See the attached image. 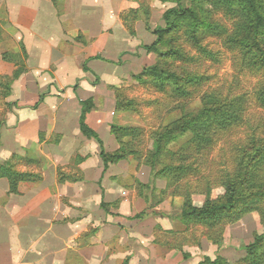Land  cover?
Instances as JSON below:
<instances>
[{"label": "crops", "instance_id": "1", "mask_svg": "<svg viewBox=\"0 0 264 264\" xmlns=\"http://www.w3.org/2000/svg\"><path fill=\"white\" fill-rule=\"evenodd\" d=\"M130 4L0 0V36H8L16 52L22 44L27 54L26 71L4 100L12 106L0 129V164L12 155L28 157L37 164L18 171L41 177L21 183L18 194H9L0 178V264H198L190 231L181 233V223L161 213L162 205L149 211L139 195L137 184H149V168L137 165L136 171L133 161L123 160L103 172L98 144L79 132V102L91 98L95 104L99 87L92 76L103 83L113 71L111 63L92 58L106 52L101 58L114 65L109 52L126 50L131 39L119 15ZM139 24L135 33L143 37ZM3 49L0 76L9 67ZM78 57L90 72L74 68ZM77 81L74 90L70 85ZM104 106L93 108L86 123L106 150L109 127L98 126ZM154 181L156 190L165 189V181Z\"/></svg>", "mask_w": 264, "mask_h": 264}, {"label": "rangeland", "instance_id": "2", "mask_svg": "<svg viewBox=\"0 0 264 264\" xmlns=\"http://www.w3.org/2000/svg\"><path fill=\"white\" fill-rule=\"evenodd\" d=\"M204 1V9L211 13L208 22L220 25L225 32L230 33L233 25L231 18L225 15L222 10H214L209 5V0ZM177 5L182 10H188L192 7L191 0H131V4L126 11L119 15L127 37L131 40L127 43L128 39L126 38V45L124 46L126 50L124 52H109L114 56L112 57L114 65H110L113 71H109L104 76L105 82L101 83L98 78L92 76V79L96 81L94 83L99 85L96 88L95 104L93 101L94 110L96 108L101 111L102 106L105 105L104 107H106L103 111L106 116L102 121L99 120V125L98 121L95 120V116H92V120L99 127H109L112 141H106L105 151L110 154L119 148V143L110 133L111 126L137 130L133 137L127 136L120 139L124 145L130 144L128 151H133L134 154L125 160L133 161L137 171L139 163L143 162L145 157L149 156V153L154 152L153 133L160 127L168 126L172 121L180 119L184 112H196L200 107L199 99L202 94L215 90L222 97L231 94L247 95V109L243 115L241 125L231 131L225 140L216 142L215 146L205 148L204 153L206 155L203 158L198 155L192 163V170L187 173V176L181 182L171 186L170 190L164 195H160L159 191L155 189V181H152V179L149 180V189H139L146 197L145 203L148 205L149 211L162 205L161 213L169 214L168 216L173 221L177 220L181 223L180 214L183 198L173 196L172 193L185 195L186 191H189L194 206L201 207L205 200L204 189L206 184L215 183L213 180L214 175H219L225 169V165L229 167L230 163L232 164L233 151L246 144L252 135L260 139L264 138V110L259 108L252 93L256 83L262 79L261 73L245 70L241 65L239 54L224 43V38L207 36L206 34L195 43L187 38L185 28H181L170 31L166 35L165 42L159 46V55L147 53L142 48L145 45H151L155 40V37L146 31L144 23H148L151 31L157 27L163 28L165 26L161 19L163 13L176 8ZM137 22L140 23L139 30L143 31V37H138L135 33ZM79 40H81V36L77 37V41ZM78 43L81 44V42ZM0 47L4 48L2 53L17 55L18 57L5 61L6 64H9V67H5L2 72L8 75H1L2 81L5 82L19 69L25 68L26 71L27 54L24 53L25 49L22 44L17 46L18 52H16L10 38L0 36ZM170 50L177 51V54H170ZM86 53L84 54L86 55ZM207 53H211L213 57L209 58ZM76 54L79 55L80 53L77 52ZM107 55L104 52L97 53L96 56ZM81 59L79 57L74 58V68L76 70L82 68L84 64ZM157 64H160L159 67L164 72L173 73L179 78L203 77L205 83L196 88V93L190 101H181V99L170 94L168 88L164 92L155 89L151 84L152 79L142 74L145 69L152 68ZM76 84H78V81L70 87ZM64 90L65 92H71L70 89L65 88ZM2 92L3 90L0 88V94ZM116 99L122 106H119L120 109L118 110L116 109ZM4 100L0 95V122L5 121L7 111L12 106H9L11 103H5ZM189 139L190 134L187 133L169 145L168 150L172 151L174 157L169 158L168 155L164 157V162H176L180 157L184 144ZM183 152L184 157H189L190 154L193 155L190 150L186 152L183 150ZM135 155H138L137 157L141 159L134 157ZM222 193L221 188L214 186L211 198L215 199L221 196ZM179 229L182 230L181 233L190 231L192 235L190 236L196 244L194 261L198 264L204 258L211 260L222 258L228 264H244L245 248L253 241L255 234H261L264 231V227L260 225L256 213L248 214L238 222L225 225L221 232L219 244H213L207 240L206 236L210 230L207 231L203 226L191 225L186 228L182 225ZM214 231L215 229L212 232ZM216 235H213V237H217Z\"/></svg>", "mask_w": 264, "mask_h": 264}, {"label": "trees", "instance_id": "3", "mask_svg": "<svg viewBox=\"0 0 264 264\" xmlns=\"http://www.w3.org/2000/svg\"><path fill=\"white\" fill-rule=\"evenodd\" d=\"M49 1L56 4L62 0ZM208 2L214 10H222L225 15L231 18L233 25L230 33L225 32L220 25L208 22L211 13L204 9V0H191L192 7L188 10H182L177 5L176 8L165 11L161 18L165 25L163 28L157 27L151 31L148 23L145 22L146 31L150 32L155 40L151 45L142 48L147 53L158 54L159 46L165 42L166 35L170 31L181 28H185V35L195 43L206 34L224 38V43L239 54L241 65L245 70L261 73L262 79L256 83L252 93L259 108L264 110V0H209ZM197 48L199 47L197 46ZM24 53L26 54L25 50ZM169 53L176 55L177 51L170 50ZM207 56L213 57L211 53H207ZM1 57L3 61L18 58L17 55L6 53H2ZM92 60L113 64L99 56ZM159 66L160 64H157L152 68L145 69L142 74L152 79L151 84L155 89L164 92L168 88L170 94L181 101H190L196 93V88L205 83L203 77L179 78L173 73L164 72ZM82 70L90 72L86 63L82 66ZM24 72L25 68L15 71L5 82L0 78V88L3 90L0 94L2 98L9 97L13 82L18 80ZM94 77L97 79L95 75ZM73 89L75 90L76 86ZM44 96L43 94L39 97V101L33 107L34 110L42 103ZM199 102L200 107L196 112H184L180 119L172 121L168 126L160 127L153 133L154 152L149 153V156L139 163L149 168L152 181H165V189L159 191L160 195H164L171 186L178 184L187 176L198 155L201 158L206 155L205 148L215 146L216 142L225 140L231 131L238 128L247 109L246 94H231L222 97L218 91L214 90L202 94ZM79 105V132L84 138L94 140L98 144L103 172L108 169L109 165H115L129 156H133V151H128L130 144L124 145L120 139L127 136L133 137L137 133L136 129L111 126L110 133L119 143V148L114 153H107L98 134L86 123L87 115L94 108L93 100L88 98L80 101ZM119 106L122 107L116 99L117 110L120 109ZM4 126L5 121H1L0 129ZM187 133L190 134V139L184 144L180 157L176 160L177 164L172 160L171 163H165L164 157L168 155L169 158L174 157L172 151L168 150L169 145ZM183 150L185 152L190 150L193 155L184 157ZM137 156L134 157L141 159ZM80 161L82 159L77 158V162ZM231 161V167L225 165V169L219 175H214L215 183L206 184L205 200L201 207L194 206L189 191H186L185 195L172 193L173 196L183 198L180 214L181 224L186 228L191 225H200L207 231L210 230L206 238L213 244L220 243L221 232L225 225L238 222L248 214L256 213L260 225L264 227V138L260 139L252 135L246 144L233 151ZM27 164H37V161L30 160L28 157L12 155L7 161L0 164V178L8 182L9 194H18L21 183H38L41 180L39 175L18 171L20 165ZM214 186L221 188L223 193L212 199L211 192ZM137 189L139 195L146 200L139 189H149V186L138 183ZM101 207L104 209L105 204L101 203ZM214 229L215 231L212 232ZM217 233L218 235H216ZM213 235L217 237H213ZM243 263L264 264V231L261 234H255L253 241L245 248ZM199 264L228 263L222 258L215 260L204 258Z\"/></svg>", "mask_w": 264, "mask_h": 264}]
</instances>
